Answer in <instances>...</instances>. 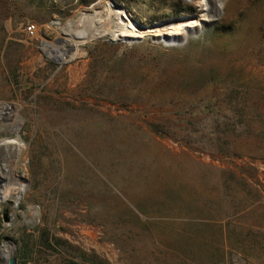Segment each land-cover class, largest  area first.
<instances>
[{
  "label": "rangeland",
  "instance_id": "rangeland-1",
  "mask_svg": "<svg viewBox=\"0 0 264 264\" xmlns=\"http://www.w3.org/2000/svg\"><path fill=\"white\" fill-rule=\"evenodd\" d=\"M114 1L0 0V264H264V0Z\"/></svg>",
  "mask_w": 264,
  "mask_h": 264
},
{
  "label": "bare ground",
  "instance_id": "bare-ground-1",
  "mask_svg": "<svg viewBox=\"0 0 264 264\" xmlns=\"http://www.w3.org/2000/svg\"><path fill=\"white\" fill-rule=\"evenodd\" d=\"M203 1H206L207 4H210L209 10H207V12L204 13L203 15L204 16H207L208 13H210V15L214 14V12H215V10L217 8L216 6L218 5L217 4V0H203ZM121 7L122 6H120L119 4H117L115 1L110 0V2H108L107 5H106L107 14H106V16H103L104 18L102 16H99V12L100 11H98V10L95 9L96 10L95 13L92 11L93 13H87V12H85V13H82L81 15H79L78 21L69 20L68 21V24L66 23L67 24L66 28L68 30L73 25L79 24V23H82L85 26L91 27L93 29V30H91L92 31V34L91 35H87L81 41V42H86V41H89V40L95 38L96 36L106 35V33H108V32H105L104 31V34H102V32H100L102 26H104L105 24L108 25V26L118 25L120 27V30L119 31L111 30V32L108 34V37H109L108 39L116 40V41L120 42V41H122L124 38H126L128 36L127 35V36L124 37L123 34L124 33H127L129 31V28H130V26L126 22L120 20L119 14H120V8ZM104 8H105V6H104ZM105 11L106 10H104V12ZM103 19H104V21L106 20V22H103L102 21ZM140 30L142 31V29H140ZM112 38H115V39H112ZM78 43L76 42V44H78ZM76 48H77L76 49L77 50L76 53L78 55V54H80L79 51H78L79 48H80V46L79 45H76ZM18 180L19 181L16 182V184L18 185V187H16V188H14V187H8V188H5L3 190L2 195H1V198H0V201L9 200L11 197H13L14 200H19L20 199L19 195H21V192L24 189V184L21 182V179H18ZM14 189H17L16 190L17 192L13 194Z\"/></svg>",
  "mask_w": 264,
  "mask_h": 264
},
{
  "label": "trees",
  "instance_id": "trees-1",
  "mask_svg": "<svg viewBox=\"0 0 264 264\" xmlns=\"http://www.w3.org/2000/svg\"><path fill=\"white\" fill-rule=\"evenodd\" d=\"M216 73H215V71L214 70H211L210 71V76H208L207 74H205V75H202L201 76V78H199L196 82H199V81H202V83H204V84H206V83H212V81H213V79L216 77ZM207 85V84H206ZM220 134L221 132H219V131H215V132H211V134H213V135H215V134ZM218 134V135H219ZM213 140H214V138H212L210 141H211V143H213ZM72 264H79V263H77V262H73Z\"/></svg>",
  "mask_w": 264,
  "mask_h": 264
},
{
  "label": "built area",
  "instance_id": "built-area-1",
  "mask_svg": "<svg viewBox=\"0 0 264 264\" xmlns=\"http://www.w3.org/2000/svg\"><path fill=\"white\" fill-rule=\"evenodd\" d=\"M26 30H27V32L28 33H30V34H34L35 32H36V25L35 24H31V23H29L27 26H26ZM3 107H4V105H3V101L0 99V110L1 109H3ZM10 110L11 109H9L8 111H2V114L4 115V116H8L9 114H10ZM0 119H2L1 117H0Z\"/></svg>",
  "mask_w": 264,
  "mask_h": 264
},
{
  "label": "water",
  "instance_id": "water-1",
  "mask_svg": "<svg viewBox=\"0 0 264 264\" xmlns=\"http://www.w3.org/2000/svg\"><path fill=\"white\" fill-rule=\"evenodd\" d=\"M112 1H114V0H112ZM139 24H140V23H139ZM141 26H145V25H142V24H141ZM145 27H147V26H145ZM194 33H195V32H194ZM194 33H193V34H194ZM140 40H142V39L135 40V41L137 42V41H140ZM112 41H115V40H112ZM178 44H179V43H178ZM0 198H1V194H0ZM5 215H7V214H5ZM2 256H3V257H6V255H5L3 252H2ZM10 262H11V264H14V259H11Z\"/></svg>",
  "mask_w": 264,
  "mask_h": 264
}]
</instances>
